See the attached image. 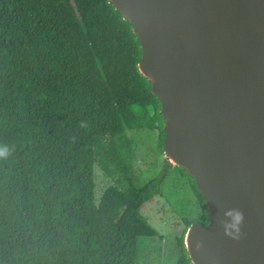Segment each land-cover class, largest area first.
<instances>
[{
	"label": "trees",
	"instance_id": "16d2710c",
	"mask_svg": "<svg viewBox=\"0 0 264 264\" xmlns=\"http://www.w3.org/2000/svg\"><path fill=\"white\" fill-rule=\"evenodd\" d=\"M141 58L109 0H0V264H139L150 250L143 208L162 176L140 180L128 133L156 131L160 154L165 135ZM186 176L201 216L184 220L175 264H192L186 232L209 222Z\"/></svg>",
	"mask_w": 264,
	"mask_h": 264
},
{
	"label": "water",
	"instance_id": "95a60500",
	"mask_svg": "<svg viewBox=\"0 0 264 264\" xmlns=\"http://www.w3.org/2000/svg\"><path fill=\"white\" fill-rule=\"evenodd\" d=\"M109 1L140 41L164 154L209 212L191 263L264 264V0Z\"/></svg>",
	"mask_w": 264,
	"mask_h": 264
},
{
	"label": "rangeland",
	"instance_id": "374dc122",
	"mask_svg": "<svg viewBox=\"0 0 264 264\" xmlns=\"http://www.w3.org/2000/svg\"><path fill=\"white\" fill-rule=\"evenodd\" d=\"M128 134L134 141V162L140 180L162 176L160 194L143 208L144 216L158 235L150 241V250L144 253L139 264H175L178 259L176 239L185 228L184 220H195L201 216L191 180L165 154H160L156 131L136 130ZM96 183L97 196L110 183L98 168Z\"/></svg>",
	"mask_w": 264,
	"mask_h": 264
},
{
	"label": "clouds",
	"instance_id": "9594fccd",
	"mask_svg": "<svg viewBox=\"0 0 264 264\" xmlns=\"http://www.w3.org/2000/svg\"><path fill=\"white\" fill-rule=\"evenodd\" d=\"M4 155V153L3 152H0V157H2ZM239 217H237V219H238Z\"/></svg>",
	"mask_w": 264,
	"mask_h": 264
}]
</instances>
